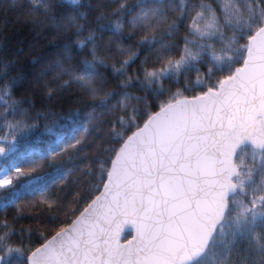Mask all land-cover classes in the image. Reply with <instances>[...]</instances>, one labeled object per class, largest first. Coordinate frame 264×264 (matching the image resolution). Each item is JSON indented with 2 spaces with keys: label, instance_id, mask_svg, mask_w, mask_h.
Masks as SVG:
<instances>
[{
  "label": "snow or ice",
  "instance_id": "6c2138e0",
  "mask_svg": "<svg viewBox=\"0 0 264 264\" xmlns=\"http://www.w3.org/2000/svg\"><path fill=\"white\" fill-rule=\"evenodd\" d=\"M170 11L174 15L170 16ZM129 24L130 34L139 35L135 46L117 43L122 54L119 64L111 53L98 49L95 41L91 58L85 60L93 68L110 65L113 74H119L122 87L134 79L151 85L169 73L179 74L226 25L234 30V38L243 33L239 47L244 55L234 71L215 86L194 96L178 89L174 99L150 112L135 133L108 152V164L100 165L95 179L87 186L78 185L64 205L60 222L47 229V234L38 227L44 236L40 243L24 246L10 239L17 231L16 218L37 201L23 206L17 202L15 216H0V264L12 253L25 251L28 264H194L224 219L229 196L237 189L241 207L234 218L236 229H243L249 213L253 219L264 216V173L259 183L246 187L254 170L240 173L233 159L234 148L243 139L264 149V0H179L178 9L174 4L165 7L161 0L156 6L142 7L129 18ZM114 26L117 32L124 29L120 20ZM181 26L185 31L179 45L176 36ZM92 36L90 33L89 39ZM77 42L81 47L85 43L81 38ZM145 44L155 54L152 65L146 55L139 71L134 68L130 74L129 65ZM207 47L212 50L210 42ZM59 63L54 78L67 74L59 88L76 84L78 90L87 92L89 100L101 103L115 91L98 86L94 71ZM56 90L48 87L46 95ZM126 99L122 97L121 104ZM115 109L113 103L108 111L114 114ZM102 113L103 109H91L79 135L53 153V158L85 143L89 126L102 123ZM29 126L23 116L8 124L15 130ZM11 182V177L0 180V187ZM39 202L48 208L57 204L47 194H42ZM128 224L135 235L122 242ZM258 246L264 244L258 241Z\"/></svg>",
  "mask_w": 264,
  "mask_h": 264
},
{
  "label": "trees",
  "instance_id": "16d2710c",
  "mask_svg": "<svg viewBox=\"0 0 264 264\" xmlns=\"http://www.w3.org/2000/svg\"><path fill=\"white\" fill-rule=\"evenodd\" d=\"M121 3L122 0H0V169L15 159L19 170H23L14 174L9 186L0 189V216H15L17 202L23 206L37 201L16 218L17 231L10 236L24 246H34L44 239L38 227L47 234V229L60 222L64 205L78 185L87 186L95 179L100 165L108 164V152L142 126L150 112L174 99L178 89L186 96H194L215 86L234 71L244 55L239 47L244 41L243 33L234 38V30L226 25L222 34L206 41L202 54L187 62L179 74L169 73L151 85L134 79L122 87L119 74H113L110 65H86L92 43L95 41L98 49L111 53L119 64L122 54L117 51V43L135 46L139 35L130 34L129 18L142 7L156 6L161 0H126L123 8ZM163 4L179 8V0H163ZM169 15L174 13L170 11ZM117 20L124 24L121 32L115 30ZM184 31L181 26L176 36L179 45L183 43ZM78 38L84 39L83 47ZM209 42L212 50L207 47ZM173 52L180 54L176 47ZM146 55L151 66L155 54L145 44L129 65L130 74L134 68L139 71L140 61ZM59 62L79 71H94L98 86L115 91L106 103H101L89 100L87 92L78 90L76 84L59 88L61 80L67 78V74L54 78ZM48 87L57 90L46 95ZM122 97H127L123 104ZM113 103L114 114L108 111ZM94 108L103 109L102 123L91 124L85 143L74 151L53 158V153H59L79 135L88 122L87 113ZM21 116L29 127H8L10 121L15 123ZM58 139H62L60 146L49 149ZM242 160L243 155L238 152L237 163ZM32 179L37 182L25 187V182ZM61 180L65 183L60 184ZM42 194L54 198L57 204L52 208L41 205ZM131 236L127 233L124 241ZM258 241L264 244L263 221L260 228L241 232L224 256L225 261L219 264H264V247L258 246ZM4 264H28V254L14 252Z\"/></svg>",
  "mask_w": 264,
  "mask_h": 264
},
{
  "label": "rangeland",
  "instance_id": "374dc122",
  "mask_svg": "<svg viewBox=\"0 0 264 264\" xmlns=\"http://www.w3.org/2000/svg\"><path fill=\"white\" fill-rule=\"evenodd\" d=\"M60 143V140L57 141V145H60ZM53 147L55 146H52L50 149H53ZM239 147H241V150L239 149ZM239 147L234 152V163L238 169L240 168L241 173H247L250 168L254 170L252 182L246 184V187L250 188L252 184L260 182L261 174L264 173V149H259L252 143L246 144L244 142L239 145ZM238 152H241L243 155V160L241 163H237L236 161ZM18 166L19 162H17L15 159H11L7 166H4L0 169V180L7 179L9 177H11L12 180L14 174L18 173ZM234 179H236V177H234ZM35 182H37V180H29L25 182L24 186L27 187ZM240 197L241 192L239 189H237L234 194H230L228 211L226 212L224 219L217 226L216 231L213 234L206 250L198 259V264H219L220 262L225 261L223 259L224 256L226 254L228 255V251L230 250L237 236L241 234V232H247L251 228L258 229L262 226V221L264 223V216H257L255 219H253L251 213H249L247 223L245 224L243 229H236L234 218L238 214L241 207V204L239 203ZM243 199L247 201L248 197L245 195Z\"/></svg>",
  "mask_w": 264,
  "mask_h": 264
},
{
  "label": "water",
  "instance_id": "95a60500",
  "mask_svg": "<svg viewBox=\"0 0 264 264\" xmlns=\"http://www.w3.org/2000/svg\"><path fill=\"white\" fill-rule=\"evenodd\" d=\"M243 142H244V143H252V142H251L250 140H248V139H243L242 141H240V142H238V143L236 144V146H235V148H234V152H235L236 149L239 147V145H241ZM252 144H253V143H252ZM254 146H255V145H254ZM255 147H256V146H255ZM128 232H132L133 235H135V232H134V230H132V226H131L130 224H128V225L125 226L124 233H122V239H123V237L125 236V234L128 233ZM131 239H132V238H131ZM202 254H203V253H202ZM202 254H201V255H202ZM201 255H200V256H201ZM200 256H199V257H200ZM199 257H198V258H199ZM198 258H197V259H198ZM197 259H196V260H197ZM196 260H195V261H196ZM195 261H194V262H195Z\"/></svg>",
  "mask_w": 264,
  "mask_h": 264
}]
</instances>
